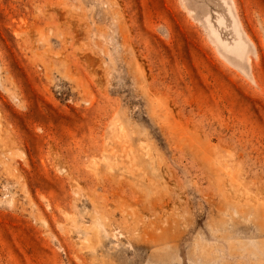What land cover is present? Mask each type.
Listing matches in <instances>:
<instances>
[{"label": "rangeland", "instance_id": "rangeland-1", "mask_svg": "<svg viewBox=\"0 0 264 264\" xmlns=\"http://www.w3.org/2000/svg\"><path fill=\"white\" fill-rule=\"evenodd\" d=\"M0 264H264V0H0Z\"/></svg>", "mask_w": 264, "mask_h": 264}]
</instances>
